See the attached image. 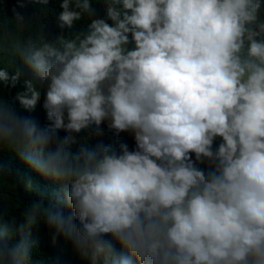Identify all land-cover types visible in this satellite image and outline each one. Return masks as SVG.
Masks as SVG:
<instances>
[{"label":"clouds","instance_id":"clouds-1","mask_svg":"<svg viewBox=\"0 0 264 264\" xmlns=\"http://www.w3.org/2000/svg\"><path fill=\"white\" fill-rule=\"evenodd\" d=\"M93 2L62 0V30L88 23L55 41L38 15L7 19L27 31L14 51L34 79L0 99V151L60 184L70 214L43 198L22 222L0 212V264H29L41 220L92 264H264V0H100L105 18ZM19 79L0 70V87ZM37 84L44 127L15 106L34 110ZM105 123L135 150L73 151ZM10 175L0 167V184Z\"/></svg>","mask_w":264,"mask_h":264},{"label":"trees","instance_id":"trees-1","mask_svg":"<svg viewBox=\"0 0 264 264\" xmlns=\"http://www.w3.org/2000/svg\"><path fill=\"white\" fill-rule=\"evenodd\" d=\"M61 3L62 0H50L46 9H42L39 5L33 6L32 4H27L25 8L19 9L17 0H0V23L14 18L13 8H17L27 18H31L34 15L39 16V22L44 26L45 38L49 41H55L60 35H64L67 38L86 31L85 24L88 21L84 19L75 22L73 29L62 30L59 27L58 16L63 10ZM93 7L99 18H105L104 8L100 0H94ZM107 22L109 24L112 23L111 21ZM7 25L12 26L14 35H0V70L7 71L10 77L19 73L20 79L15 88L0 87V99L12 103L18 92L26 91L25 82L32 81L34 77L31 71L22 64L14 51L15 41L22 39L27 34V31L21 32L15 27V22L11 20H7ZM38 27V24H34L30 26L29 30L36 32ZM37 90L41 92V98L34 110H23L18 101L15 102V106L22 116H26L37 122L40 127H44L49 123L47 112L43 108L45 91L39 84H37ZM58 135L63 138L66 133L60 131ZM86 139L89 140L91 145L99 143L110 144L117 150H119L121 143L127 144L130 151L136 148L132 134L125 132L117 136L108 130L106 123L102 125V131L98 134L92 133L90 139L88 133L78 135L77 144L73 146V151ZM220 143L221 139L217 138L214 147L218 148ZM193 159H195L194 154ZM0 167L10 169L12 172V175L8 177L7 183L0 184V212H11L16 216L18 222H22V214L31 203L43 198L46 206H48V202H51L58 205L65 216L70 214V209L61 203L63 199L62 186L51 179H45L33 173L14 153H10L7 150L0 151ZM29 235L34 242L29 264H92L91 257L79 254L69 240L63 235L56 234L44 220L34 225Z\"/></svg>","mask_w":264,"mask_h":264}]
</instances>
